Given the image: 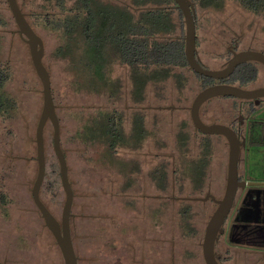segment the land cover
I'll list each match as a JSON object with an SVG mask.
<instances>
[{
	"label": "rangeland",
	"instance_id": "rangeland-1",
	"mask_svg": "<svg viewBox=\"0 0 264 264\" xmlns=\"http://www.w3.org/2000/svg\"><path fill=\"white\" fill-rule=\"evenodd\" d=\"M17 2L43 41L42 61L50 75L60 146L73 192L70 234L77 264H204L201 241L215 204L193 198L202 197L207 186L215 198L223 194L227 145L213 136L204 137L191 123L189 106L202 89V77L185 67L183 87L177 86L174 77L158 84L150 82L143 101L136 103L130 96L126 67L115 63L107 76L117 85L116 91L104 92V87L91 91L86 86L93 82V70L85 54L74 61L56 53L63 40L56 31L37 23L35 14L43 11L38 6L40 0ZM193 4L197 49L204 67L215 70L223 61L218 53L224 52L226 43L217 36L220 30L244 31V43L253 34L264 41V15L242 8L235 0H224L219 8ZM0 15V28L4 29L0 32V63L10 68L6 89L17 104L13 117L0 118V174L4 170L9 176V201L2 206L5 212L0 207V258L7 264H63L30 192L37 170L34 132L42 106L41 83L6 0H0ZM181 21L175 35L183 37V18ZM260 70L249 86L263 83L264 71ZM216 98L221 102L213 98L201 107L205 123L211 121L206 109L231 102L230 96ZM112 109L121 114L126 132L133 112H142L145 133L139 145H121L114 151L116 144L111 147L104 139L83 136L84 126L99 111L110 113ZM43 138L45 175L39 197L59 220L64 192L48 121ZM203 141L209 142L210 155L197 182L193 162ZM262 163L258 158L256 165ZM250 179L264 183V173H255ZM162 183L164 188L158 186ZM49 187L51 192L46 189ZM261 189L254 186L248 190ZM49 197L53 201L49 202Z\"/></svg>",
	"mask_w": 264,
	"mask_h": 264
},
{
	"label": "trees",
	"instance_id": "trees-1",
	"mask_svg": "<svg viewBox=\"0 0 264 264\" xmlns=\"http://www.w3.org/2000/svg\"><path fill=\"white\" fill-rule=\"evenodd\" d=\"M191 1L200 8H219L224 0ZM235 1L254 14L264 15V0ZM38 6L43 11L35 14L37 23L56 31L63 40L56 53L74 61L79 54H85L88 67L93 70L90 78L94 83L86 86L91 91L103 87L109 93L116 91L117 85L107 76L108 68L115 63L126 67L130 96L136 103L143 101L147 83L158 84L174 77L177 86L183 87L182 69L187 67L184 40L175 35L177 27L183 25L182 14L174 0H40ZM0 24H3L1 15ZM176 68L180 71H175ZM254 75L250 70L249 77L242 83L254 79ZM10 77L9 66L0 63V118L13 117L17 106L15 97L5 90ZM200 77L201 88L212 82L211 78ZM122 120L121 114L99 111L97 117L84 126L83 136L91 140L105 137L112 146L117 142L132 145L133 138L140 142L145 133L142 112H133L127 132ZM201 145L198 158L193 162L194 179L198 181L204 175L210 155L209 142L203 141ZM51 183L49 181L48 185ZM158 186L164 188V183Z\"/></svg>",
	"mask_w": 264,
	"mask_h": 264
},
{
	"label": "water",
	"instance_id": "water-1",
	"mask_svg": "<svg viewBox=\"0 0 264 264\" xmlns=\"http://www.w3.org/2000/svg\"><path fill=\"white\" fill-rule=\"evenodd\" d=\"M11 16L16 24L17 32L28 46L29 56L33 69L41 83L42 106L34 132L37 170L31 188V197L34 205L39 211L44 225L50 231L57 244L63 264H77V257L72 244L69 218L73 202V192L68 180V168L66 158L60 146L59 120L55 110L52 97L50 75L43 64V41L34 31L19 8L16 0H6ZM180 10L184 23V57L188 69L199 76L211 79H224L228 77L238 63L243 60H256L264 65V54L258 51L246 50L239 52L219 69L204 67L196 57V32L194 24V4L191 0H174ZM217 96H231L236 98H258L264 96V87L257 89H246L233 84L216 83L200 89L192 99L189 106V116L193 127L202 134H220L228 142V167L225 179V188L220 199L216 200V207L209 216L203 231L201 241V252L205 264H219L214 257V244L218 235L223 231L222 225L226 215L232 207L237 186H243L244 182L237 178V158L239 154V142L235 133L228 127L220 124H206L199 115L200 106L207 100ZM52 126V149L59 167V177L64 201L61 209L60 219L57 220L48 210L39 197V190L45 175V154L43 129L46 122Z\"/></svg>",
	"mask_w": 264,
	"mask_h": 264
},
{
	"label": "flooded vegetation",
	"instance_id": "flooded-vegetation-1",
	"mask_svg": "<svg viewBox=\"0 0 264 264\" xmlns=\"http://www.w3.org/2000/svg\"><path fill=\"white\" fill-rule=\"evenodd\" d=\"M19 8L21 9L20 6ZM3 30V28H0V32ZM217 36L219 37V39H221L222 43H226L224 52L218 53V57L220 59H223L219 68H223L224 66H226L227 63L234 57V55L242 51L253 50L264 54V41L255 34H253L250 40L245 43V35L244 31L242 30H220ZM176 37L180 38L181 36L176 35ZM20 38L24 41L22 37ZM195 44L196 57L204 66V62L201 59L199 50L197 49V35ZM2 64L8 66V64L6 63ZM260 69L264 71V65L261 62L256 60H243L236 65V67L228 77L224 79H212V82L208 85L216 83H226L246 89L262 88L264 87V81L260 85L249 86V83L254 79L256 80L258 74H260ZM250 70L254 71V79L242 83V80H247L246 78L249 77ZM6 84L5 90L7 91ZM103 91L108 92L107 88L105 87ZM213 98L220 102L222 100L216 97ZM211 99L205 101L200 106L199 115L201 107ZM230 100L231 102L227 106L215 104L213 105L212 109L208 108L205 111V114L210 115L211 118V121L206 124L224 125L235 133L239 142H243V144H239V154L237 158L236 170L238 181L244 182V185L242 187L237 186L232 207L226 215L222 225L223 231L218 235L217 240L214 244V257L219 264H264V183H262V180L261 182H255V180L253 181L250 179L251 176H253V174L255 173H264V96L251 99L231 97ZM115 111L117 110L112 109L110 113L116 114L117 112ZM102 112L106 113L105 111ZM202 135L204 137H207L206 134ZM209 136H213L217 140H223L227 145V158L224 177L225 180L228 167V142L225 137L220 134H210ZM103 139L104 142L107 141L109 146H114H112L110 144V141H108L105 137ZM140 142L139 139L133 138L132 145H139ZM118 146H121V144L117 142L116 147L114 146V151L117 150ZM258 151H262V153H257ZM258 158H260L263 162L262 165H256V161L258 163ZM149 170L152 171L153 169ZM148 171L146 172L147 177L148 173H150V171ZM8 177L9 176L7 172L3 170L0 174V207L3 212H5V209L2 206L9 201L8 185L6 184V178ZM195 181L198 182L197 179H195ZM254 186H259L260 188H262L261 191L248 190L249 188ZM206 188V192L202 197H194L193 199L203 202L206 200H210L213 204H215L216 207V200L220 199L223 194L221 195V197L215 198L212 192H210L209 186H207ZM224 188L225 181L223 185V192ZM46 189L47 191L51 192L52 188L49 187ZM51 199L52 198L49 197L48 201H53ZM72 217L73 216L71 214L69 218V228ZM0 264H7L6 259L0 258Z\"/></svg>",
	"mask_w": 264,
	"mask_h": 264
}]
</instances>
